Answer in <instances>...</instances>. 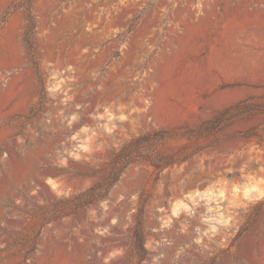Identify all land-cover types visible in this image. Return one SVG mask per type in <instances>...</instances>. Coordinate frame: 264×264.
<instances>
[{"label": "rangeland", "instance_id": "rangeland-1", "mask_svg": "<svg viewBox=\"0 0 264 264\" xmlns=\"http://www.w3.org/2000/svg\"><path fill=\"white\" fill-rule=\"evenodd\" d=\"M21 3L0 264H264V0H33V56Z\"/></svg>", "mask_w": 264, "mask_h": 264}, {"label": "trees", "instance_id": "trees-1", "mask_svg": "<svg viewBox=\"0 0 264 264\" xmlns=\"http://www.w3.org/2000/svg\"><path fill=\"white\" fill-rule=\"evenodd\" d=\"M32 1L33 0H22L21 6L25 10V19H26V26H25V33H24V41L29 50L31 56H33V46H34V34L36 30V21L32 11ZM101 186H94L87 190L86 192H96ZM95 196V195H93ZM139 238L142 237V231L139 228L138 231Z\"/></svg>", "mask_w": 264, "mask_h": 264}]
</instances>
